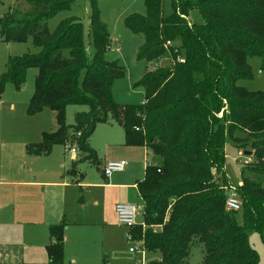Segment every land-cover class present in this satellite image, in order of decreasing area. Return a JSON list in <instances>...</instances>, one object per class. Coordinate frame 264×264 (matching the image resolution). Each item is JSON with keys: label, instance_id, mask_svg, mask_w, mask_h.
Returning <instances> with one entry per match:
<instances>
[{"label": "trees", "instance_id": "1", "mask_svg": "<svg viewBox=\"0 0 264 264\" xmlns=\"http://www.w3.org/2000/svg\"><path fill=\"white\" fill-rule=\"evenodd\" d=\"M75 1L26 0L27 9H12L0 19L3 42L31 41L38 49L9 59L0 75V91L8 83L20 91L27 71L37 69L27 114L49 107L57 124L54 131L42 132L39 142L26 145V153L48 155L55 145L69 141L98 164L89 138L111 116L122 127L126 146L145 147L156 160L137 182L145 230L141 225L129 229L155 256L147 264H189L196 242L203 245L204 264H259L248 235L256 231L264 240V183L244 177L236 186L240 224L226 208L224 164L229 134L239 147L251 142L247 168L264 175V94L238 85L254 78L249 60L258 59L264 72V0H172L174 11L167 17L164 0H145L146 14L124 22L145 37L138 59L153 62L167 56L173 64L148 72L136 85L144 89L143 103L126 106L113 98V85L124 71L104 57L110 37L98 0H91L87 35L92 54L84 26L74 18L53 31L48 28V21ZM194 9L202 23L188 22ZM71 105L88 108L75 115L72 128L65 114ZM236 132L245 137H236ZM75 165L67 172L73 180ZM66 228L65 220L49 228V264H64Z\"/></svg>", "mask_w": 264, "mask_h": 264}, {"label": "rangeland", "instance_id": "2", "mask_svg": "<svg viewBox=\"0 0 264 264\" xmlns=\"http://www.w3.org/2000/svg\"><path fill=\"white\" fill-rule=\"evenodd\" d=\"M28 6L26 0H0V19L12 9L21 12ZM97 8L110 37L104 57L111 63H117L124 71V77L113 85L114 101L122 106L139 105L143 103L145 93L142 87L136 86L137 83L155 68H169L173 61L167 56L153 62L138 59V52L145 42V37L143 34L133 33L124 22L132 15L146 14L145 0H98ZM162 9L165 17L170 16L174 11L172 0H164ZM91 13V0H76L69 10L59 12L50 19L48 28L53 31L60 22L74 18L84 26L88 53L92 54L93 49L89 46L87 37ZM187 20L197 24L203 22L197 9L189 12ZM8 45L0 38V75L5 71L11 57L38 52L31 41L14 43L11 47ZM249 64L254 78L239 81L238 85L264 94V72L260 70V61L254 58L249 60ZM37 73L35 68L27 71L25 83L20 91L10 83L0 91V182L30 181L35 184V187L27 190L15 185L1 190L0 210L2 216L7 219V225L10 220L16 221L26 209H29L26 216L36 217L34 230L16 224L0 228V264H29L27 259L33 255L25 244V233L30 230L39 238L48 237L44 216L49 219L55 217L56 223L65 217L66 223L69 224L65 232V264H147L155 256L148 254L146 249L144 256L129 252L130 247L134 245L127 239L129 227L119 224L115 212L116 205L128 198L133 205L139 207L135 219V225L138 227L143 224L144 203L134 189H120L114 185L142 180L145 168L155 164L152 152L145 151L142 147L126 146L122 127L109 116L106 123L97 125L89 138V146L95 151L98 164L86 159L87 156L78 149L76 153H71L68 147L75 144L69 141L65 145H55L48 155H27L22 141L24 134L39 141L40 134L36 129L46 127L45 131H53L52 129L57 128L55 114L49 107L34 116L27 114ZM11 104H14L15 108H11ZM87 110L86 106H67V126L72 128L75 115ZM235 136L240 139L245 137L241 132H236ZM250 145L249 141L248 145L239 147L229 134L226 135L224 171L230 184L228 188H236L244 177L264 183L263 174L247 168L252 162V155H246L252 153ZM121 160L127 163L123 172L114 173L109 177L103 175L105 164ZM74 162L77 177L73 180V176L67 172L72 169ZM77 180L80 182H71ZM38 182L58 184L37 185ZM67 182L69 184H63ZM233 213L242 224V212ZM248 239L250 246L259 255V264H264V240L261 235L251 231ZM38 254L35 250V255ZM189 264H204V249L200 243L192 245Z\"/></svg>", "mask_w": 264, "mask_h": 264}, {"label": "crops", "instance_id": "3", "mask_svg": "<svg viewBox=\"0 0 264 264\" xmlns=\"http://www.w3.org/2000/svg\"><path fill=\"white\" fill-rule=\"evenodd\" d=\"M8 46L11 47L12 44H9ZM0 101H1V98H0ZM1 106L2 105H0V107ZM11 108H15V105L14 104H11ZM55 129L56 128H54L52 130L54 131ZM36 130L40 134L39 141L41 140V134H42V132H49V131H45L46 130V127H39ZM22 137H23L22 141L24 142V145H25V147H24L25 148V153H26V145H28L30 143L39 142V141H37V139H35V137L30 136V135L24 134ZM130 148H140V147H130ZM142 148L145 149V151L146 150L148 151L147 148H145V147H142ZM144 174H145V172H144ZM63 176L65 177V174L64 173H63ZM138 181H140V180H135V183H133V181H132V182L124 183V184H117V185H114V186L119 187L120 189H134L136 191L137 195L139 196V198L141 199V197H140V195L138 193V190H137V182ZM71 182H73V181H71ZM40 184H44V185L47 184L48 185V184H58V183H48V182H38L37 183V185H40ZM63 184H69V183L67 182V183H63ZM12 185H15L16 187H23L24 190H27V189H30V188L35 187V184H33L30 181L15 182V183H6V182H2L1 183L0 182V191L3 190V189H5V188H7V187L12 186ZM238 185H242V181H240ZM120 204H132V203L130 202V200L128 198H124L123 200H121V203ZM1 211L2 210H0V228H2L3 226H9V225H14V224H16L18 226H22L23 225V226L32 228L33 230L36 227V221H35L36 220L35 219L36 217H34V216H26L27 215L26 213H28L27 211H29V209H26L23 212H21L22 214H20L17 217V220L16 221L10 220L11 222H10L9 225H7V222H6L7 219H5V217L2 216V212ZM54 218L53 219H49V218H46V216L43 217V221L45 222L46 228L48 230V232H47L48 237L46 236V238L45 237H40L39 238V237L35 236L30 230L27 233H25V238H26V240H25L26 243L25 244L29 247V251H30L31 255H33V257H30V258L27 259V262L29 264H49L48 263V258H47V253H46V247L48 246L49 241H50L49 240V228L52 225H55V224L61 222L62 220H65V217H62L59 220V222L56 223L54 221L55 220ZM65 222H66V220H65ZM68 225L69 224L67 223V227H68ZM40 239H42V241H40ZM35 250L37 252H39L38 255H35ZM44 256H45V259H44ZM0 262H1V260H0Z\"/></svg>", "mask_w": 264, "mask_h": 264}, {"label": "built area", "instance_id": "4", "mask_svg": "<svg viewBox=\"0 0 264 264\" xmlns=\"http://www.w3.org/2000/svg\"><path fill=\"white\" fill-rule=\"evenodd\" d=\"M166 46H170V43L167 42ZM182 59H178V62H182ZM71 153L77 152V147L73 145V147H68ZM127 163L124 160L121 161H114V162H108L103 167V175L105 177H109L114 173H120L123 172ZM227 195H226V208L229 211L237 212L241 211L242 209V203L238 197L237 190L235 187H230L226 189ZM138 210L139 207L137 205L132 204H118L115 207V212L118 217V222L120 225L129 227L128 229H131L137 225H135V219L138 216ZM143 230H145V225H141ZM127 239L130 242H133L134 245L130 247L129 252L130 253H140L141 256H144L145 253V247L144 243L142 241H137L131 232L127 234ZM1 260V256H0Z\"/></svg>", "mask_w": 264, "mask_h": 264}, {"label": "water", "instance_id": "5", "mask_svg": "<svg viewBox=\"0 0 264 264\" xmlns=\"http://www.w3.org/2000/svg\"><path fill=\"white\" fill-rule=\"evenodd\" d=\"M246 155L250 156V155H252V153H246Z\"/></svg>", "mask_w": 264, "mask_h": 264}]
</instances>
